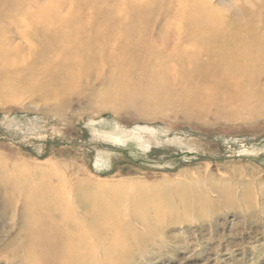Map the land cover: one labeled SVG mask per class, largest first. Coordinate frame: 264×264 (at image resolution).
Segmentation results:
<instances>
[{"label": "rangeland", "instance_id": "obj_1", "mask_svg": "<svg viewBox=\"0 0 264 264\" xmlns=\"http://www.w3.org/2000/svg\"><path fill=\"white\" fill-rule=\"evenodd\" d=\"M195 18L264 37V0H153L130 77L56 103L0 74V264H264V97L175 83Z\"/></svg>", "mask_w": 264, "mask_h": 264}, {"label": "bare ground", "instance_id": "obj_2", "mask_svg": "<svg viewBox=\"0 0 264 264\" xmlns=\"http://www.w3.org/2000/svg\"><path fill=\"white\" fill-rule=\"evenodd\" d=\"M70 2L66 11L49 5L52 0H0V74L16 78L14 89L28 88L31 97L58 103L78 89L107 80L108 70L113 78L117 74L130 77L136 55L149 56L153 39L148 12L153 0ZM197 9L208 13L209 6L198 4ZM191 22L196 24L192 36H178L181 43L188 41L191 46L182 48L177 43L161 51L171 57L173 65L167 72L171 71L175 83L191 80L207 85L213 81L264 97V37L252 28L235 29L230 37H223L220 31H202L220 28V20L195 18ZM72 184L78 189L85 185Z\"/></svg>", "mask_w": 264, "mask_h": 264}]
</instances>
